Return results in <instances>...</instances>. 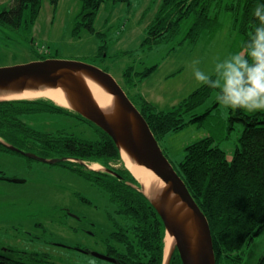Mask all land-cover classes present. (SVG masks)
I'll use <instances>...</instances> for the list:
<instances>
[{
    "label": "rangeland",
    "instance_id": "374dc122",
    "mask_svg": "<svg viewBox=\"0 0 264 264\" xmlns=\"http://www.w3.org/2000/svg\"><path fill=\"white\" fill-rule=\"evenodd\" d=\"M8 1L0 0V8ZM158 4L159 0H104L93 29L83 27L76 34L79 0H58L55 7L49 0H41L34 22L25 10L22 24L16 29L7 24L0 26V66L24 63L36 59L40 52L48 53L52 58L94 64L110 73L126 90L122 71L127 65L132 64L135 72L156 64L153 73L144 80L148 88H153L149 90V98L158 109H171L173 97L181 94L186 99L201 87L186 71L188 62L196 58L201 61V68L210 69L214 57L222 59L240 50L243 39L235 28L233 12L215 6L210 13L217 14L216 26L204 28L195 41H189L186 35L188 18L163 40L142 44ZM167 74L170 75L165 78ZM127 89L131 94L140 89V84ZM217 92L211 88L202 101L182 115L186 121L192 114L206 112L203 118L157 136L160 148L173 166L177 167L183 159L185 145L207 135L231 158L243 123L236 120L229 127V109L217 102ZM21 118L38 130L57 133L64 129L81 138L96 137L95 128L75 116L42 112L25 113ZM84 162L87 168L96 171L109 169L98 161ZM114 166L126 168L123 159ZM13 178L24 180L15 182ZM82 197L92 199L99 206L106 203L103 192L66 166L0 150V249L46 253L55 264H111L91 252L105 253L102 240L112 225L104 224V214L96 212ZM74 215L93 218L97 224L81 223ZM263 253L264 228L245 246L240 264H257Z\"/></svg>",
    "mask_w": 264,
    "mask_h": 264
},
{
    "label": "trees",
    "instance_id": "16d2710c",
    "mask_svg": "<svg viewBox=\"0 0 264 264\" xmlns=\"http://www.w3.org/2000/svg\"><path fill=\"white\" fill-rule=\"evenodd\" d=\"M57 1L49 0L54 7ZM103 1L79 0L80 9L74 29L76 34L83 27L93 29L94 19ZM257 2L258 0H159L142 44H154L163 40L175 33L188 18L190 24L186 35L189 41H195L204 28L216 26L217 14L210 13L215 6L233 12L235 28L244 43L252 32L254 20L251 12ZM40 7L41 0H9L6 6L0 8V26L7 24L16 29L22 24L25 10L29 12L30 21L34 22ZM47 57H50L48 53L40 52L36 59ZM156 67L157 65L153 64L134 72L133 65H127L122 71L125 86L135 87ZM127 88L124 89L125 92L145 118L156 139L157 136L178 129L187 122L203 118L206 112L192 114L186 121L182 115L202 101L211 89L201 86L171 109L161 110L139 92L133 91L129 94ZM42 112L75 116L92 125L96 130V137L81 138L64 129L57 133L38 130L21 118L25 113ZM228 120L229 127L236 120L243 123L238 145L231 158L226 156L221 147L213 144L212 136L207 135L185 145L183 159L177 167L174 166L208 220L215 264L243 262L245 246L264 228V112L249 114L229 109ZM5 143L47 158H69L57 164L64 165L89 180L106 195L111 208L106 212L112 225L105 235L106 253L115 255L119 264H163L164 224L155 208L138 188L140 185L136 178L124 166L117 172L121 176L119 178L106 171L82 166L80 162L98 161L113 168L112 164L116 165L122 159L115 142L104 130L49 98L4 99L0 100V150L18 153L9 149ZM0 264L55 263L46 253H25L7 247L0 249ZM169 264H182L177 249L172 253ZM257 264H264V253L259 257Z\"/></svg>",
    "mask_w": 264,
    "mask_h": 264
},
{
    "label": "water",
    "instance_id": "95a60500",
    "mask_svg": "<svg viewBox=\"0 0 264 264\" xmlns=\"http://www.w3.org/2000/svg\"><path fill=\"white\" fill-rule=\"evenodd\" d=\"M87 78L100 84L112 95L113 105L109 110H104L95 101L87 85ZM44 88H61L68 102L66 107L104 130L113 139L120 154L124 151L133 161L149 168L159 178L160 187L152 190L149 195L139 189L162 219L165 236H173L163 264H169L175 249L182 264H215L206 216L163 153L145 118L114 77L94 64L73 59L50 57L0 66V92L21 93ZM5 144L24 156L48 163L69 159L47 158ZM80 162L87 166L84 161ZM107 171L121 177L111 168ZM13 180L22 182L24 179ZM91 253L115 263V258L111 256L96 251Z\"/></svg>",
    "mask_w": 264,
    "mask_h": 264
},
{
    "label": "clouds",
    "instance_id": "9594fccd",
    "mask_svg": "<svg viewBox=\"0 0 264 264\" xmlns=\"http://www.w3.org/2000/svg\"><path fill=\"white\" fill-rule=\"evenodd\" d=\"M251 16L252 32L240 50L214 57L207 70L196 58L186 65L198 85L218 90L219 104L249 114L264 112V0H258Z\"/></svg>",
    "mask_w": 264,
    "mask_h": 264
},
{
    "label": "bare ground",
    "instance_id": "6f19581e",
    "mask_svg": "<svg viewBox=\"0 0 264 264\" xmlns=\"http://www.w3.org/2000/svg\"><path fill=\"white\" fill-rule=\"evenodd\" d=\"M87 85L92 93L93 98L104 110H109L113 105L112 95L105 90L97 82L87 78ZM45 97L49 98L55 103L67 106L68 102L64 96L61 88H44L40 90H25L21 93H8L0 92V100L4 99H15V98H37ZM121 158L123 159L126 168L131 172V174L136 178L140 184V189L146 194H150L152 190L158 189L160 187L159 178L147 167L137 164L133 161L127 153L121 151ZM173 242V236L166 234L164 238V256L166 257L171 244Z\"/></svg>",
    "mask_w": 264,
    "mask_h": 264
},
{
    "label": "flooded vegetation",
    "instance_id": "af4514ba",
    "mask_svg": "<svg viewBox=\"0 0 264 264\" xmlns=\"http://www.w3.org/2000/svg\"><path fill=\"white\" fill-rule=\"evenodd\" d=\"M82 166H84V165H82ZM105 166V165H104ZM113 166V168H111V169H113V170H115V171H117L118 172V170H119V168L120 167H115L114 165H112ZM86 167V166H85ZM114 167H115V169H114ZM106 168H107V166H106ZM107 172V171H106ZM110 173V172H109ZM119 173V172H118ZM122 176H124L123 174H121ZM119 178H121V177H119ZM125 183H128L127 181H125ZM129 184V183H128ZM83 198V200L86 202V203H89L92 207H95V209H96V212H99V213H101V214H104V218L106 219V221H105V223L104 224H108V223H110V221L111 220H109V218H108V216H107V214H108V212H106V210L107 209H111L110 207H109V204H108V202H107V200H106V203H102L101 204V206H99V204H96V202L94 203L93 202V200L92 199H89V198H85V197H82ZM82 216H84V215H82ZM82 216H75L74 215V218L77 220V221H81V223L82 222H86L89 226H95V224H97V220H95V219H93V218H86V217H82ZM88 226V227H89ZM87 228V227H86ZM87 233L89 234V230L87 231ZM90 234H92V233H90ZM104 240V241H103ZM103 244L105 245V236H104V238H103ZM105 248H106V246H105ZM107 251V250H106ZM106 251H105V253H103V254H106V255H108V256H111V257H113V258H115V263H113V262H111V264H119V261L117 260V258L115 257V255H112V254H109V253H106Z\"/></svg>",
    "mask_w": 264,
    "mask_h": 264
},
{
    "label": "crops",
    "instance_id": "0c3cea01",
    "mask_svg": "<svg viewBox=\"0 0 264 264\" xmlns=\"http://www.w3.org/2000/svg\"><path fill=\"white\" fill-rule=\"evenodd\" d=\"M153 71H154V69H153ZM153 71H152L151 73H153ZM151 73H150V74H151ZM150 74H148L147 77H148ZM169 75H170V74H167L165 78L169 77ZM144 80H146V77L143 78V79L138 83V84H140V89H139V90H136V91L139 92V93H140L145 99H147V100L153 102V101L149 98V95H150V91H149V90L152 91L153 88H151V87L148 88V87L145 85V83H147V82H145ZM138 84H137V85H138ZM173 98H174L175 100H174V104H172L171 107H173V106H175L177 103H179V102L184 98V96L181 97V94H178V96L173 97ZM154 103H155V102H154ZM175 103H176V104H175Z\"/></svg>",
    "mask_w": 264,
    "mask_h": 264
}]
</instances>
